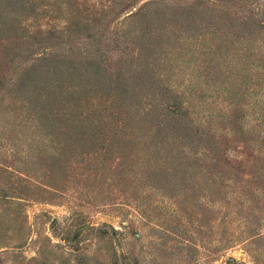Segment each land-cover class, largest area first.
<instances>
[{"label": "rangeland", "instance_id": "rangeland-1", "mask_svg": "<svg viewBox=\"0 0 264 264\" xmlns=\"http://www.w3.org/2000/svg\"><path fill=\"white\" fill-rule=\"evenodd\" d=\"M263 124L264 0H0V264H264Z\"/></svg>", "mask_w": 264, "mask_h": 264}, {"label": "trees", "instance_id": "trees-1", "mask_svg": "<svg viewBox=\"0 0 264 264\" xmlns=\"http://www.w3.org/2000/svg\"><path fill=\"white\" fill-rule=\"evenodd\" d=\"M256 108L258 109V104L256 105ZM257 120H258V119H257ZM258 122H260V121H258ZM263 127H264V124H263ZM238 198H239V199H243L244 196H243V195H238Z\"/></svg>", "mask_w": 264, "mask_h": 264}]
</instances>
